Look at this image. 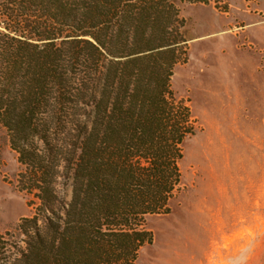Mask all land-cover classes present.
I'll use <instances>...</instances> for the list:
<instances>
[{
    "label": "trees",
    "instance_id": "1",
    "mask_svg": "<svg viewBox=\"0 0 264 264\" xmlns=\"http://www.w3.org/2000/svg\"><path fill=\"white\" fill-rule=\"evenodd\" d=\"M185 26L176 0H0V124L35 208L0 264H135L192 132Z\"/></svg>",
    "mask_w": 264,
    "mask_h": 264
},
{
    "label": "rangeland",
    "instance_id": "2",
    "mask_svg": "<svg viewBox=\"0 0 264 264\" xmlns=\"http://www.w3.org/2000/svg\"><path fill=\"white\" fill-rule=\"evenodd\" d=\"M176 1L188 48L172 86L191 108L192 132L170 211L148 217L153 239L135 264H197L214 240L212 264H264V0ZM22 167L0 124V233L13 242L35 211Z\"/></svg>",
    "mask_w": 264,
    "mask_h": 264
},
{
    "label": "bare ground",
    "instance_id": "3",
    "mask_svg": "<svg viewBox=\"0 0 264 264\" xmlns=\"http://www.w3.org/2000/svg\"><path fill=\"white\" fill-rule=\"evenodd\" d=\"M218 230V228H217ZM220 251L219 245L217 242L214 240L211 242L207 249L204 251L202 258L199 260L197 264H212L214 263V256L216 252Z\"/></svg>",
    "mask_w": 264,
    "mask_h": 264
}]
</instances>
